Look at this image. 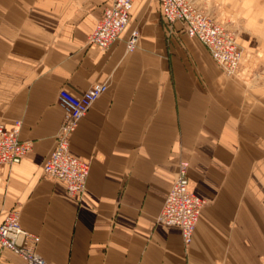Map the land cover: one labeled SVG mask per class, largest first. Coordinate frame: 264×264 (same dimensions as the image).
Here are the masks:
<instances>
[{"label":"crops","instance_id":"obj_1","mask_svg":"<svg viewBox=\"0 0 264 264\" xmlns=\"http://www.w3.org/2000/svg\"><path fill=\"white\" fill-rule=\"evenodd\" d=\"M113 0H0V121L20 120L33 146L0 164V221L19 209L54 264H264V78L228 76L183 32L168 38L159 0H133L108 49L88 43ZM238 43L264 60V0H224ZM139 31L138 46L126 40ZM105 83L70 138L90 161L81 197L43 174L63 120L57 95ZM181 160L207 202L185 248L178 225L157 222ZM0 264H26L0 245Z\"/></svg>","mask_w":264,"mask_h":264},{"label":"built area","instance_id":"obj_2","mask_svg":"<svg viewBox=\"0 0 264 264\" xmlns=\"http://www.w3.org/2000/svg\"><path fill=\"white\" fill-rule=\"evenodd\" d=\"M161 23L168 38L177 35V22L182 31L191 38L199 39L211 52L228 76H241V67L248 55L239 45L236 32L227 23L212 15L202 7L203 0H159ZM133 0H113L98 19L88 43L101 49H108L120 39L128 26ZM139 43V31L133 29L126 40L129 51ZM107 89L105 83H95L77 94L63 87L57 95L58 104L63 109V120L56 135V145L45 160L43 174L51 179H62L67 185V194L81 197L86 189L90 171V161L71 153L70 138L81 119L93 102ZM21 121L16 120L14 128L7 131L0 121V164H14L22 160L31 150L33 142L19 138ZM189 162L181 160L178 175L173 183L157 222L178 225L182 230L186 249L190 246L195 227L206 200L196 195L190 188ZM40 237L24 229L20 221L19 209L7 212L0 221V245L20 255L26 264H54L42 257L38 250Z\"/></svg>","mask_w":264,"mask_h":264},{"label":"rangeland","instance_id":"obj_3","mask_svg":"<svg viewBox=\"0 0 264 264\" xmlns=\"http://www.w3.org/2000/svg\"><path fill=\"white\" fill-rule=\"evenodd\" d=\"M201 5L212 15L227 23L236 32L238 40V36L242 30V24L233 17L226 19L224 14V0H203L201 1ZM246 52L248 55L241 67V76L248 82L255 76L259 77V74L262 75L261 78H264V60L257 59L248 50Z\"/></svg>","mask_w":264,"mask_h":264}]
</instances>
